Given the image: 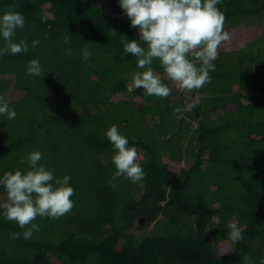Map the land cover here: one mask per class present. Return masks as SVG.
Returning a JSON list of instances; mask_svg holds the SVG:
<instances>
[{
    "label": "trees",
    "instance_id": "obj_1",
    "mask_svg": "<svg viewBox=\"0 0 264 264\" xmlns=\"http://www.w3.org/2000/svg\"><path fill=\"white\" fill-rule=\"evenodd\" d=\"M103 2L0 0V14L11 9L26 18L16 40L41 41L27 53L0 56V96L7 77L22 94L9 104L15 119L0 117V175L26 169L21 158L39 150L41 163L57 176L70 175L74 188L73 209L56 220L37 217L40 231L28 241L12 240L10 233L22 230L0 217V264H243L244 256L260 264L264 0L217 5L231 36L240 28L260 33L240 48L222 44L201 89H173L154 61L153 70L171 88L166 98L131 83V74L143 70L124 54L123 43L139 39L138 31ZM31 59L40 61L44 76L25 75ZM112 124L138 150L146 173L141 182L111 179L113 149L104 132ZM229 222L241 227L238 243L227 239ZM142 228L151 231L133 234Z\"/></svg>",
    "mask_w": 264,
    "mask_h": 264
},
{
    "label": "clouds",
    "instance_id": "obj_2",
    "mask_svg": "<svg viewBox=\"0 0 264 264\" xmlns=\"http://www.w3.org/2000/svg\"><path fill=\"white\" fill-rule=\"evenodd\" d=\"M221 3L222 0H107L110 10L107 11L118 17L127 16L130 27L137 29L139 34V39H125L123 43L124 54L132 55L137 69L143 70L131 74V83L142 88L146 95L168 97L171 88L152 67L156 60L166 78L188 92L209 83L218 50L231 38L224 30L225 18L217 7ZM25 19L22 13L11 9L0 14V56L24 54L30 46L36 48L40 45L39 39L30 44L24 39L16 40L17 30L25 27ZM69 36L63 39L65 45L71 43ZM65 52L72 55L71 48H66ZM90 56L86 47L81 49L82 60L87 61ZM25 75L44 76L38 59L28 61ZM192 107L194 105L190 103L184 110ZM16 115L8 101L0 96V117L13 120ZM104 136L113 149L111 161L115 172L111 179L127 177L133 184L141 182L146 173L138 150L129 145L127 136L121 134L116 124L109 126ZM42 159L43 153L33 150L21 158V163L28 166L26 169L0 175V188L6 195V199L0 201V217L14 222L22 230L11 232L12 240L32 239L33 234L40 231V225L35 222L37 217L56 220L74 207L71 176L55 175L54 170L41 163ZM111 186L116 187L115 184ZM226 228L227 239L233 244L243 239L241 227L236 223L229 222ZM243 264H251L250 257L244 256ZM260 264H264V258Z\"/></svg>",
    "mask_w": 264,
    "mask_h": 264
},
{
    "label": "rangeland",
    "instance_id": "obj_3",
    "mask_svg": "<svg viewBox=\"0 0 264 264\" xmlns=\"http://www.w3.org/2000/svg\"><path fill=\"white\" fill-rule=\"evenodd\" d=\"M103 5L106 10L110 11L107 7V0H104ZM47 7H45L46 9ZM260 33L259 28L253 27V28H240L238 29L234 35H230V40L224 44V48L226 49H234V48H240L244 44H246L248 41L254 39L257 37V35ZM2 79V78H1ZM4 80H6L9 84L7 91L4 93L3 97L8 101V103H12L16 100H18L22 94L14 90V81L12 77H7ZM179 88V84H173V89ZM187 164V163H186ZM140 226H144L142 224V221L139 222ZM151 231V228H142V230H134L133 234H135L137 237L141 236L142 234L146 235L149 234ZM231 246L228 245L226 247L222 248L223 252L230 251ZM55 264H59L58 262L54 261Z\"/></svg>",
    "mask_w": 264,
    "mask_h": 264
},
{
    "label": "water",
    "instance_id": "obj_4",
    "mask_svg": "<svg viewBox=\"0 0 264 264\" xmlns=\"http://www.w3.org/2000/svg\"><path fill=\"white\" fill-rule=\"evenodd\" d=\"M115 2H118V0H114ZM120 9V12L119 13H122V9L120 7H118ZM141 221V220H140Z\"/></svg>",
    "mask_w": 264,
    "mask_h": 264
},
{
    "label": "crops",
    "instance_id": "obj_5",
    "mask_svg": "<svg viewBox=\"0 0 264 264\" xmlns=\"http://www.w3.org/2000/svg\"><path fill=\"white\" fill-rule=\"evenodd\" d=\"M222 47H224V45Z\"/></svg>",
    "mask_w": 264,
    "mask_h": 264
}]
</instances>
